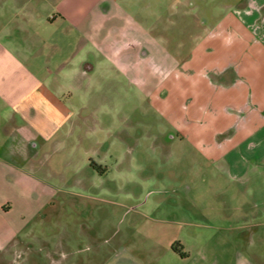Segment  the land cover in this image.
Returning <instances> with one entry per match:
<instances>
[{
  "label": "rangeland",
  "instance_id": "374dc122",
  "mask_svg": "<svg viewBox=\"0 0 264 264\" xmlns=\"http://www.w3.org/2000/svg\"><path fill=\"white\" fill-rule=\"evenodd\" d=\"M233 3L124 7L131 36L153 53L129 45L72 86L81 113L50 151L49 203L0 264H264V194L257 182L231 186L206 139L181 135V115L203 120L210 106L196 103L194 89H172Z\"/></svg>",
  "mask_w": 264,
  "mask_h": 264
},
{
  "label": "crops",
  "instance_id": "0c3cea01",
  "mask_svg": "<svg viewBox=\"0 0 264 264\" xmlns=\"http://www.w3.org/2000/svg\"><path fill=\"white\" fill-rule=\"evenodd\" d=\"M137 1L148 2L0 0V257L16 250L49 203L50 151L63 144L60 136L74 130L81 113L73 111L72 86L89 79L101 57L116 56L129 45H140V56L153 53L152 44L129 32L133 22L124 7ZM233 1L183 66L181 86L172 83V89L179 86L178 94L194 89L196 103L210 106L203 120L182 114L181 135L204 137L214 169L231 186L257 182L259 196L264 194V0ZM118 19L119 28L113 26ZM126 38L133 42H123Z\"/></svg>",
  "mask_w": 264,
  "mask_h": 264
},
{
  "label": "flooded vegetation",
  "instance_id": "af4514ba",
  "mask_svg": "<svg viewBox=\"0 0 264 264\" xmlns=\"http://www.w3.org/2000/svg\"><path fill=\"white\" fill-rule=\"evenodd\" d=\"M175 246H178V243L174 242L171 244V249H175Z\"/></svg>",
  "mask_w": 264,
  "mask_h": 264
}]
</instances>
